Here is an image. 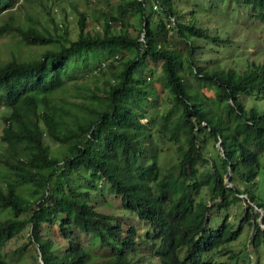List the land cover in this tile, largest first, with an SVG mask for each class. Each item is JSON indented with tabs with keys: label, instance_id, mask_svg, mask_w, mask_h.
<instances>
[{
	"label": "trees",
	"instance_id": "obj_1",
	"mask_svg": "<svg viewBox=\"0 0 264 264\" xmlns=\"http://www.w3.org/2000/svg\"><path fill=\"white\" fill-rule=\"evenodd\" d=\"M230 2L264 25V0ZM42 3L21 14L0 0L14 39L0 51V264H17L2 246L22 236L14 252L36 245V264H221L204 253L240 234L232 205L247 198L239 219H252L255 202L264 222L251 189L264 60L238 43L226 63L234 37L187 17L184 0H120L95 25L75 1L74 36ZM158 64L165 101L140 73Z\"/></svg>",
	"mask_w": 264,
	"mask_h": 264
},
{
	"label": "rangeland",
	"instance_id": "obj_2",
	"mask_svg": "<svg viewBox=\"0 0 264 264\" xmlns=\"http://www.w3.org/2000/svg\"><path fill=\"white\" fill-rule=\"evenodd\" d=\"M37 0H20L22 3L19 13H24L25 10L32 9V5L36 3ZM77 2L79 8L85 9L90 17L91 25L96 23H101L102 18L99 22H95V16L100 14L98 10H107L111 11L116 10L117 3L120 0H90L86 2L85 0H43L42 5L46 6L50 13L53 14L54 18L57 21L69 22L71 35L76 34V23H75V8L72 5V2ZM153 1V0H151ZM187 9V17H196L198 19V24L209 26L210 29L215 30L219 33L220 36H229L234 37L236 42H233L224 53L222 58L226 59V63L230 62L234 56H236L237 51L235 46L238 43L243 44L244 48L251 50L249 56L256 59L264 60V49L263 46V37L262 30L264 28L263 23L259 18L254 19L250 15V11L246 6H237L234 3H229V0H184ZM17 2H14V7L17 5ZM195 3V4H194ZM153 8H158L157 1L154 2ZM191 9H194L193 13H190ZM14 10H17L14 9ZM41 20H47L46 24L52 26V23L48 21V15L44 17L41 16ZM94 18V19H93ZM255 26V27H254ZM123 28L122 25L116 24L115 30ZM217 30V31H216ZM244 31L247 36L244 39V36L238 35L239 31ZM250 39L249 41H247ZM252 39V40H251ZM13 38L9 34H0V51L5 57L9 55V50L13 48ZM217 45V44H216ZM219 46L222 45L219 43ZM227 47V46H226ZM26 49L28 47H23V55H27ZM235 51V52H234ZM27 53V54H26ZM34 53V52H33ZM153 69L149 70L148 68H143L140 72L144 77L149 81L148 86L152 87L154 95H157L162 100L164 99V93L161 90V79L159 78V64L153 65ZM151 72V73H150ZM42 98V97H41ZM40 98V101H41ZM0 133H1V124H0ZM219 148L218 142L215 143ZM55 147V146H54ZM227 180V178H225ZM252 192L254 193L255 201L264 203V151L259 154V168L256 177V182L252 185ZM106 197L111 200V203L119 205V198L115 195L105 193ZM241 196H245L242 194ZM247 198L241 200L240 203L232 205L228 210L230 222L233 224V227L236 228L240 223L242 224V229L237 238L221 245L220 247H215L214 249L205 252L204 255L209 257L213 263L221 264H264V232L261 230L258 241H250L251 237L255 235V226L256 223L260 226L261 229H264V222L261 219L263 214L262 208H259L255 202L251 210L252 219H239L240 214L243 213V206L247 205ZM99 204L98 206H102ZM104 210H110L115 212L111 206L103 207ZM10 214L7 210H0V218L8 216ZM124 220L127 222H132L136 224L138 219L133 217L131 213H125ZM220 219H212V224H216ZM242 221V222H240ZM263 232V233H262ZM26 237L22 236L19 238H13L9 240L6 244L2 246L4 251L8 252V256L14 260L17 264H36L34 258V250H36V245L29 244L26 249L20 253H15L14 249L20 245L22 242L26 241ZM80 239L83 242H88L89 236L87 234L81 233Z\"/></svg>",
	"mask_w": 264,
	"mask_h": 264
},
{
	"label": "clouds",
	"instance_id": "obj_3",
	"mask_svg": "<svg viewBox=\"0 0 264 264\" xmlns=\"http://www.w3.org/2000/svg\"><path fill=\"white\" fill-rule=\"evenodd\" d=\"M242 195V194H241Z\"/></svg>",
	"mask_w": 264,
	"mask_h": 264
}]
</instances>
